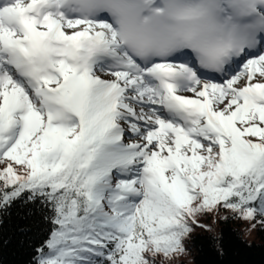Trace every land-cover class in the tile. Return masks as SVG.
I'll list each match as a JSON object with an SVG mask.
<instances>
[{
    "label": "snow or ice",
    "instance_id": "6c2138e0",
    "mask_svg": "<svg viewBox=\"0 0 264 264\" xmlns=\"http://www.w3.org/2000/svg\"><path fill=\"white\" fill-rule=\"evenodd\" d=\"M221 213L264 231V0H0V264H173Z\"/></svg>",
    "mask_w": 264,
    "mask_h": 264
},
{
    "label": "trees",
    "instance_id": "16d2710c",
    "mask_svg": "<svg viewBox=\"0 0 264 264\" xmlns=\"http://www.w3.org/2000/svg\"><path fill=\"white\" fill-rule=\"evenodd\" d=\"M231 217V215H229ZM215 223V219H213ZM211 231L197 229L198 236L187 264H264V231L257 226L253 239L247 240L236 219L217 217ZM211 226V221H207ZM223 249L224 255L218 250ZM12 249L6 250L5 259L12 264ZM184 264V263H179Z\"/></svg>",
    "mask_w": 264,
    "mask_h": 264
},
{
    "label": "rangeland",
    "instance_id": "374dc122",
    "mask_svg": "<svg viewBox=\"0 0 264 264\" xmlns=\"http://www.w3.org/2000/svg\"><path fill=\"white\" fill-rule=\"evenodd\" d=\"M223 215H226V213H221L217 216H215L214 218L209 219V221H211V227H213L215 225V223L217 222L216 219L217 217H222ZM227 215H231V214H227ZM213 219H215V223H213ZM238 222H240V229L242 230L243 236L247 239V240H251L254 238L256 230L252 229L251 231H249L250 225L248 222H244V221H240L238 220ZM190 261V253L187 252L182 256H179L176 260L173 261V264H179V263H184L187 264Z\"/></svg>",
    "mask_w": 264,
    "mask_h": 264
}]
</instances>
